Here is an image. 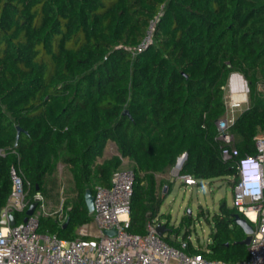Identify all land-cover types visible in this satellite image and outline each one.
<instances>
[{"label": "trees", "instance_id": "trees-1", "mask_svg": "<svg viewBox=\"0 0 264 264\" xmlns=\"http://www.w3.org/2000/svg\"><path fill=\"white\" fill-rule=\"evenodd\" d=\"M152 21L151 42L133 54ZM235 72L247 82L248 103L229 128L238 154L224 161L216 121L225 115V88ZM259 132L264 0H0V210L13 164L29 181L30 198L40 192L58 201L59 160L73 183L63 219L40 214L38 233L79 237L78 229L92 221L85 190L109 186L127 157L134 172L127 231L144 235L149 221H161L160 188L171 189L156 174L186 153L180 173L198 184L231 177L233 191L239 182L234 161L255 152ZM107 140L118 154L96 163ZM219 208L211 217L198 213L212 224L208 250L189 244L185 251L230 263L246 259V235L234 220L243 214L224 200ZM25 211L14 213L16 223ZM168 220L170 233L162 237L179 246L171 235H180L182 222L189 227L191 216L177 227Z\"/></svg>", "mask_w": 264, "mask_h": 264}, {"label": "built area", "instance_id": "built-area-1", "mask_svg": "<svg viewBox=\"0 0 264 264\" xmlns=\"http://www.w3.org/2000/svg\"><path fill=\"white\" fill-rule=\"evenodd\" d=\"M153 25L154 21L133 54L143 51L151 42ZM229 91L224 94L225 115L216 121L215 139L220 143V155L224 161H231L238 154L233 145L234 133L229 128L248 103V87L237 90L230 86ZM254 142V153L234 161L239 182L232 191L233 207L252 227L246 245V259L230 263L207 259L200 253L189 254L185 251L189 244L207 251L210 237L202 246L194 245L190 235L187 238L171 235L179 242V246H174L157 233L156 226L161 221H149L144 235L129 233L134 185L131 168H117L111 175L109 186L95 185L92 224H83L78 229L79 237L66 240L54 234L38 233L39 215L48 214L45 213V200L40 192L30 198V183L17 163L10 167L11 190L0 210V264H264V133H257ZM179 170L176 169L173 175L186 187L198 184L195 177ZM33 202L37 203L33 214L26 221L11 225L10 216L26 210ZM92 226L94 232L90 231ZM109 229H115V234L104 233Z\"/></svg>", "mask_w": 264, "mask_h": 264}, {"label": "rangeland", "instance_id": "rangeland-1", "mask_svg": "<svg viewBox=\"0 0 264 264\" xmlns=\"http://www.w3.org/2000/svg\"><path fill=\"white\" fill-rule=\"evenodd\" d=\"M234 75L240 74L236 72L232 73L229 78L228 86H232V89L235 87L237 90L242 87L245 88L247 82L243 76L240 75L242 76V85H240L239 81H237L238 79H236ZM228 86L225 89L226 94L230 92ZM178 168L179 165L175 164L167 172L155 175L157 183L160 180L171 183V189H168V186L164 185L159 191L163 196V203L160 208V214L162 216L161 222H166L169 218V226L177 227L180 225L182 217L186 213L189 214V216H191L190 226L187 227L185 223L182 222L179 237H182L183 233L187 231L194 245H206L212 231V224L205 220V215L211 217L213 214L219 213V206L222 200L226 202L228 208L233 207V193L230 185L231 177H217L201 180L197 185L186 187L173 175V172ZM54 175L57 177L59 183L58 201L54 202L53 200L44 199L45 213L60 217L63 201L68 196L73 195L71 191L73 183L70 173L65 169L60 171L56 170ZM188 210L190 213H188ZM199 211H202L205 215L198 214ZM90 224H92V221ZM90 231H95L93 226ZM169 233L170 231H166L164 235H168Z\"/></svg>", "mask_w": 264, "mask_h": 264}, {"label": "water", "instance_id": "water-1", "mask_svg": "<svg viewBox=\"0 0 264 264\" xmlns=\"http://www.w3.org/2000/svg\"><path fill=\"white\" fill-rule=\"evenodd\" d=\"M246 88H247V86H246ZM123 114H125L131 118V115L127 109L124 110ZM21 131H22L21 127L17 126L16 127V140L18 139ZM15 144H16V142H15ZM185 158H186V153L182 154V157L179 158L177 165L180 166ZM84 200H85V203H86V206H87L89 213L92 214L93 209H94L93 194L89 188L85 190ZM36 206H37L36 202H33L30 204V206L25 211V217H24L23 221H26L27 218L33 214ZM188 213H190L189 210H188ZM234 220L243 229V231L246 235L245 238L241 241V243L247 245L249 242V239H250V233L252 232L251 225L246 221V219L244 217L240 216L238 213L234 214ZM10 223H11V225H13L15 223L13 215L10 216ZM167 230H168V228H167L165 223L159 222L156 226V231L160 236H163ZM115 232H116L115 229L104 230V233L108 234V235H114Z\"/></svg>", "mask_w": 264, "mask_h": 264}, {"label": "crops", "instance_id": "crops-1", "mask_svg": "<svg viewBox=\"0 0 264 264\" xmlns=\"http://www.w3.org/2000/svg\"><path fill=\"white\" fill-rule=\"evenodd\" d=\"M234 77L236 79H238L237 81H239L240 85H242V76L234 75ZM233 86H234V84H233ZM117 154H118V150H117V146H116L115 142L112 140H107L106 144L104 146V149H103V154L101 157L97 158L96 163H101L104 159H107V158L111 157L112 155H117ZM181 157H182V155L178 157L177 162H178L179 158H181ZM177 162H176V164H177ZM131 165H132V162L129 160V158H127V157L122 158V162H121L120 167L129 168V167H131ZM181 165L179 166V168L181 167ZM62 169H65L66 171H68L70 173L68 166L64 162L59 160L56 163V170L60 171ZM70 175H71V173H70Z\"/></svg>", "mask_w": 264, "mask_h": 264}]
</instances>
